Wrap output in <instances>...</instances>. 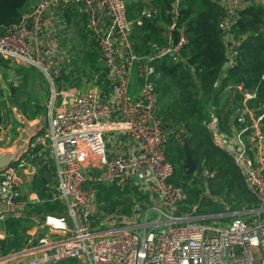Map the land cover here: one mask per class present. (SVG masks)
I'll return each instance as SVG.
<instances>
[{"label": "built area", "instance_id": "built-area-1", "mask_svg": "<svg viewBox=\"0 0 264 264\" xmlns=\"http://www.w3.org/2000/svg\"><path fill=\"white\" fill-rule=\"evenodd\" d=\"M152 1L31 0L17 24L0 30V57L38 69L52 89L46 129L35 128L18 160L0 169V264H264V104L257 102L258 88L227 84L224 91L237 106L226 129L212 105L203 124L258 206L231 212L221 198L223 213L188 207L186 191L170 182L175 167L166 156L169 137L180 139L184 132L162 130L154 85L159 78L154 63L180 62L188 44L174 16L183 0H175L166 25ZM207 1L222 14L225 60L214 85L219 88L237 66L242 40L235 26L241 14L264 7V0ZM153 20L163 42H149L136 53L137 29ZM71 32L99 54L98 73L86 67L85 73L70 74L81 66L67 42ZM133 73L140 81L135 94ZM193 175L202 180V195L212 197L209 171ZM100 185L136 190L137 197L125 196L129 212L108 211L109 204L98 198ZM46 203L61 212H32ZM7 219L30 221L17 251L3 252ZM213 219L227 221V227L206 223Z\"/></svg>", "mask_w": 264, "mask_h": 264}, {"label": "trees", "instance_id": "trees-1", "mask_svg": "<svg viewBox=\"0 0 264 264\" xmlns=\"http://www.w3.org/2000/svg\"><path fill=\"white\" fill-rule=\"evenodd\" d=\"M31 0H0V30L20 21L22 10ZM175 0H153L152 5L159 9V17L164 20L165 25L172 17V5ZM75 14H67L68 19L75 18ZM179 23L185 30L188 44L182 51V60L173 63L169 59L154 63L155 71L159 78L154 82L155 91L158 95L159 109L156 112L164 131L178 133L189 139V146L194 150L192 155L196 162V175L206 168L210 176L208 188L211 195L220 196L228 203L229 209L242 211L258 206L256 200L244 189L241 178L230 157L223 151L218 150L211 143L210 137L204 127L208 120V106L212 105L219 116L223 114L221 106V94L227 84H243L248 88H258V103L264 104V7L252 6L247 8L235 26V35L241 38V45L237 54V66L228 72V77L219 88L214 85L222 73L225 60L224 47L220 38L219 22L221 11L207 0H183L179 3L177 13ZM156 21H145L136 31L133 38L136 53L144 52L149 42L161 43V29L156 26ZM80 34V33H79ZM81 68L73 69L70 74L85 73L88 67L94 73H98L99 54L94 51L83 36H81ZM0 69L7 80V71L13 73L16 80L17 74L23 69L17 68L9 61L0 57ZM193 71V73H191ZM61 78L66 83L72 84L70 76L61 73ZM104 75L99 76V82L103 81ZM10 94L8 90L11 108H16L19 115H24L28 109L27 102L17 104V87ZM174 89V90H172ZM175 92L171 101H164L171 93ZM2 88L0 85V123L2 122ZM164 101V103H162ZM30 109V108H29ZM38 106L32 112L33 116ZM11 112V111H10ZM222 125H227L228 118L225 114ZM226 127V126H225ZM226 129V128H225ZM179 139V140H180ZM169 153V154H168ZM166 156L175 167V172L170 182L176 186L181 185L188 195V199H198L202 190L198 185L202 180L194 175H186L182 168L184 153L181 144L174 135L168 139ZM41 183L38 182L37 186ZM99 200H105L111 210L121 208V213H128L131 207L130 196L137 197L136 190L120 189L112 186H98ZM232 196V197H231ZM187 199V200H188ZM245 204V207H242ZM57 204H43L33 208L36 215L52 214L61 212ZM200 208V207H199ZM219 214V213H218ZM30 225L29 219L13 220L4 222L9 234L3 252L17 251L22 247L23 235Z\"/></svg>", "mask_w": 264, "mask_h": 264}, {"label": "rangeland", "instance_id": "rangeland-1", "mask_svg": "<svg viewBox=\"0 0 264 264\" xmlns=\"http://www.w3.org/2000/svg\"><path fill=\"white\" fill-rule=\"evenodd\" d=\"M80 39H76L74 37L73 32L68 33L67 35V42H69L70 47L71 45H73L75 53H76V50L80 51L82 49L81 48L82 41ZM75 56L77 57V54H75ZM15 66L17 68L23 69L21 72L18 73L16 77V81H14L15 83L14 86L17 87V95H18L17 104L18 103L24 104L25 102L28 103L27 104L28 109L26 113L23 115V121L27 123L31 128H35L34 125L39 124V122L37 121L35 124H32V126L30 123L36 120L42 121L43 117L45 116L43 114H45V110L48 109V106L50 105V102H51V98L49 95L50 90H49V86L47 83L48 80L45 74H43L42 72H40L38 69L34 67H21L20 65H15ZM6 73H7V80L1 81L4 78V75H3L2 69H0L1 87H3V85L7 81H10V79L12 78L10 77L11 71H7ZM14 92H15V89H14ZM174 94L175 92H173L172 94L170 93L165 98L164 101H171ZM39 96L41 98H39ZM2 97H3L2 105L5 106L8 112L7 125L5 129L4 138L9 139V142H5V145H6L5 149L7 150L6 152H13L11 148L14 146V141L21 138V140H23V145L25 147L27 145L30 133L33 131V129L29 130L28 134H26L24 123L22 120H20L22 117L17 116L15 114L16 111L18 110L16 108L15 109L12 108V111L10 112L11 105L9 101L8 89L6 86L2 89ZM164 101L162 103H164ZM36 106H40L42 107V109L41 110L37 109L33 116L32 112L34 111V108ZM159 107L160 106H158L157 109H159ZM40 129H46V127H42ZM219 199H221L220 196L216 197L212 195V197H207L206 195H199L196 201L194 199L189 198L186 204L188 207L199 205L200 209L205 214H218V213H223L225 210V207L219 203ZM242 207H245V204H242ZM108 211L113 212L115 211V209L111 210L109 207ZM206 223L215 224L219 228L227 227L226 226L227 221L218 220V219L207 220Z\"/></svg>", "mask_w": 264, "mask_h": 264}, {"label": "crops", "instance_id": "crops-1", "mask_svg": "<svg viewBox=\"0 0 264 264\" xmlns=\"http://www.w3.org/2000/svg\"><path fill=\"white\" fill-rule=\"evenodd\" d=\"M75 54H77V57H76V59H79V61H81L80 60V57H81V50L80 51H78V50H76V53ZM80 66V65H79ZM80 68H81V66H80ZM18 75V74H17ZM10 77H12L11 79H10V81H7L4 85H3V87H1L2 89L6 86L7 87V89L8 90H10V86L11 85H13V87L15 88L16 86H14V81H16L15 79H14V77H13V73L11 72V75H10ZM47 78V77H46ZM48 80V79H47ZM47 83H48V86H49V90H50V98H51V95H52V89H51V86H50V84H49V81H47ZM76 84V83H75ZM59 89H61L60 87H58ZM70 90V89H67V88H64V90ZM139 89H140V81H139V79H137L136 78V75H135V73H133V75H132V78H131V83H130V92L131 93H133V94H135L136 92H138L139 91ZM39 98H41L40 96H39ZM220 103H221V106L223 107V114H221V117H222V120L224 119L223 117H224V115L226 114L227 115V118H229V114H230V112L232 111V110H234L235 108H236V106H237V102L234 100V99H232L231 98V96H230V94L228 93V92H226V91H224V92H222V94H221V99H220ZM49 107H50V105L48 106V109H46L45 110V114H43V115H45L44 117H43V119H42V121H40V120H36V121H33V122H31L30 124H31V126H32V124H35L37 121L39 122V124H36V125H34V127L36 128V129H40V128H42V127H47V125H48V114H49ZM13 108V107H12ZM12 108H10V111H12ZM38 108H40L39 110H41L42 109V107H40V106H38ZM13 109H15V108H13ZM1 114H2V122L0 123V152L1 153H8V152H6L7 150L5 149V142H6V140L7 139H5L4 138V135H5V129H6V125H7V116H8V112H7V109L5 108V106H3L2 107V111H1ZM16 115H17V113H15ZM17 116H20V117H22L23 118V115H17ZM229 120V119H228ZM224 127H225V125H224ZM226 128V127H225ZM224 128V129H225ZM176 140H178L179 142H180V144H181V147H182V141H181V139L179 140V139H176ZM183 140V139H182ZM19 141H21V138L20 139H17L16 141H14V146L11 148V150H15L16 148H17V144H18V142ZM26 147V146H25ZM24 147V148H25ZM166 150H167V146H166ZM23 153V152H22ZM20 156H18V158H19ZM18 160V159H17ZM16 160V161H17ZM15 161V162H16ZM15 162H13V163H15Z\"/></svg>", "mask_w": 264, "mask_h": 264}, {"label": "water", "instance_id": "water-1", "mask_svg": "<svg viewBox=\"0 0 264 264\" xmlns=\"http://www.w3.org/2000/svg\"><path fill=\"white\" fill-rule=\"evenodd\" d=\"M14 93V87L13 85L10 86V94ZM17 115H19V111H16ZM20 120L23 121V118ZM24 123L25 127V133L28 134L29 130L33 129V131L30 133V136L34 133L35 128H31L27 123ZM24 151V145L23 140L19 141L17 144V148L13 152L8 153H1L0 152V169L5 168L9 166L10 164H13L18 159V156L22 154ZM182 151L184 153V160L182 164V168L185 170L186 175H193L196 172V162L193 160V153L194 150L190 148L189 146V139L187 137L183 138L182 140ZM46 182L49 181L48 178L44 179Z\"/></svg>", "mask_w": 264, "mask_h": 264}]
</instances>
